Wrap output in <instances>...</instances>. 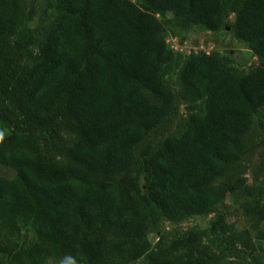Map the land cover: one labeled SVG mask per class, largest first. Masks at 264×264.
Returning a JSON list of instances; mask_svg holds the SVG:
<instances>
[{"label": "trees", "instance_id": "obj_1", "mask_svg": "<svg viewBox=\"0 0 264 264\" xmlns=\"http://www.w3.org/2000/svg\"><path fill=\"white\" fill-rule=\"evenodd\" d=\"M56 15L37 42L25 26V0H0V227L29 225L26 245L0 239V264H217L231 248H264V186L213 181L245 154L244 138L264 112V0H51ZM178 28L230 26L259 64L238 71L213 52L176 55L162 15ZM234 20L227 19L233 15ZM38 43V50L34 45ZM176 71L181 95L206 98L181 135L142 159L141 198L131 200L114 175L137 163L135 146L176 104L166 81ZM264 133V114L260 119ZM68 128L72 160H50L42 138ZM5 167L9 173L1 172ZM79 183V185L76 184ZM227 191L243 195L253 227L218 215L156 249L148 239L159 211L170 220L211 213ZM221 237L220 252L205 241ZM222 252V253H221Z\"/></svg>", "mask_w": 264, "mask_h": 264}, {"label": "rangeland", "instance_id": "obj_2", "mask_svg": "<svg viewBox=\"0 0 264 264\" xmlns=\"http://www.w3.org/2000/svg\"><path fill=\"white\" fill-rule=\"evenodd\" d=\"M51 0H25L27 11L31 17L26 19L27 26L39 42L44 34L45 28L53 20L56 11L50 5ZM234 14L227 20H234ZM161 19L165 25V36L174 49L176 55L186 56L191 52H213L232 58V66L238 71H248L259 64L258 56L251 50L249 45L236 38L230 26L218 31H211L203 26L197 25L189 31L181 30L176 26L173 12L162 15ZM38 50V43L34 45ZM166 81L173 89L176 96V104L166 119L153 129L143 141L135 146L137 163L128 171L114 175L116 182L127 192L131 200L141 198L142 192V159L156 152L166 138L172 135H181L190 125L191 118L195 113L206 112V98L199 100H187L181 95V83L176 71L166 75ZM263 111L257 113L255 122L244 138L245 154L229 172L213 181V185L225 189L234 183H244L251 186H264V133L260 125ZM9 127L0 120V139ZM78 134L68 128L60 131L59 136L48 139L42 138L44 153L50 160H59L66 163L72 162L65 152L66 147L78 138ZM10 169L3 167L1 172L7 174ZM79 185L78 182H76ZM243 195L238 191H227L225 197L214 210L208 214H192L179 220H170L159 211L157 221L152 222L148 233V239L152 245L169 247L174 240L183 237L188 231L195 228H208L212 225L218 215H222L225 221L238 228L253 227L252 220L243 209ZM0 239L5 243L26 245L36 239L34 230L23 224L21 229L10 232L0 227ZM205 241L220 252L221 237L209 234ZM222 253V252H221ZM221 259L217 264H264V248L257 252H251L243 248H231L220 254ZM146 257L132 261L130 264H146ZM45 264H61L56 257H49Z\"/></svg>", "mask_w": 264, "mask_h": 264}]
</instances>
